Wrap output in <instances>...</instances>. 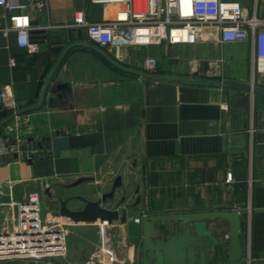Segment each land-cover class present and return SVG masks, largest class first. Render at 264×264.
<instances>
[{"label":"crops","instance_id":"0c3cea01","mask_svg":"<svg viewBox=\"0 0 264 264\" xmlns=\"http://www.w3.org/2000/svg\"><path fill=\"white\" fill-rule=\"evenodd\" d=\"M242 1L250 4V0ZM118 9L114 1L98 0H48L44 9L31 4L28 13L35 29H75L73 40L61 30L62 42L57 44L48 35L44 39L48 50L35 54L21 47L16 30L0 32V93L12 92L21 108L38 102L42 72L48 64L59 63L42 106L20 114L29 120L31 134L23 138L18 151L0 150V231L12 224L6 221L12 211L5 204L22 201L31 191H40L46 205L47 200L59 196L97 199L112 190L119 175L125 185L129 156L133 164L129 171L140 169L142 180L136 186L139 192L134 191L135 200L138 195L142 199L129 210L126 224L115 222L108 227L120 264H141L137 242L142 235L135 218L144 212L222 209L247 210L242 229L244 254L239 264H264V95L141 76L117 67L84 44L73 45L64 53L70 42L80 41L78 28L71 26L77 11L83 10L90 21L98 22L114 19ZM9 25L0 5V28ZM82 39L88 40L84 31ZM107 51L122 64L144 70V59L157 57V74L241 82H250L252 74L253 82L250 41L132 45L124 47L118 58L113 50ZM11 58L17 61L14 67ZM255 81L264 87V78L255 76ZM5 114L0 103V122L9 116ZM7 123L0 127V139ZM57 132H102L104 139L98 145L64 150L55 156L38 141ZM80 177L90 179L71 186ZM217 224L210 222V227L221 233ZM98 226L81 223L74 230L97 234ZM98 246L83 243L80 253L69 261L85 264Z\"/></svg>","mask_w":264,"mask_h":264},{"label":"built area","instance_id":"2783aa9c","mask_svg":"<svg viewBox=\"0 0 264 264\" xmlns=\"http://www.w3.org/2000/svg\"><path fill=\"white\" fill-rule=\"evenodd\" d=\"M119 4L116 17L110 20L90 21L83 10L77 11L72 27L81 28L89 40L106 50L121 56L124 47L168 42L171 45L196 44L200 40L218 39L221 42L250 41L252 46L253 82L255 76L264 75V0H98ZM39 9L48 5V0H31V3H16L0 0L11 25L0 28V32L16 30L21 47L31 54L39 52V45L32 40V25L29 7ZM121 5V6H120ZM125 14V16H123ZM144 68L155 72L159 64L157 57H146ZM10 65H17L11 58ZM213 65V64H212ZM214 70V65L211 68ZM217 73V72H213ZM260 78V77H259ZM0 103L9 116L0 139L3 153L15 152L23 138L31 134L29 120L20 114L21 109L13 93L3 90ZM43 198L38 190L31 191L22 201L11 200L12 224L0 231V264H75L66 259L70 220L54 216L49 220L42 214ZM44 203V202H43ZM16 214L13 215V210ZM14 221V222H13ZM140 223L141 217L135 218ZM102 241L85 264H120L111 246L108 227L98 222Z\"/></svg>","mask_w":264,"mask_h":264},{"label":"water","instance_id":"95a60500","mask_svg":"<svg viewBox=\"0 0 264 264\" xmlns=\"http://www.w3.org/2000/svg\"><path fill=\"white\" fill-rule=\"evenodd\" d=\"M74 28H51V29H35L32 31V40L39 45V51L48 50V44L45 40L48 35L52 38L53 44L61 43L59 37L61 30L67 32L68 39L73 40L75 34ZM79 33L80 41L70 42L64 53L73 45L84 44L93 47L103 54L109 61L117 67L136 73L141 76L151 78H161L173 80L183 83L192 84H208L234 87L249 91L253 94H263L264 87L256 85L252 82H241L233 79L220 78H199V77H183L172 74H157L144 69L133 68L122 64L107 50L99 46L92 40H83V30L76 29ZM171 62L176 60H170ZM59 63L54 66L48 64L42 72L38 82L37 96L39 100L36 104L21 108L17 114H22L42 106L47 92ZM14 115L8 116L2 122L0 127L7 123ZM104 136L102 132L92 133H61L57 132L54 136H44L38 144L41 148H50L55 156H59L62 151L76 148H87L98 145L103 142ZM88 177H80L74 181L71 186L79 185L88 181ZM123 187L122 176H117L114 180L112 190L102 194L97 199H88L83 195H75L72 197L57 198L59 208L55 212V216L62 220H70L74 223H98L105 222L109 225L115 222L126 224L129 220V210L138 206L142 197L137 196L135 202L126 204L121 207V203L125 202L123 198L119 205L112 208L106 205L108 199L115 198L118 188ZM139 188L136 189V193ZM50 198H53L50 190H47ZM56 199V198H55ZM53 199V200H55ZM72 200H80L84 203L82 208L75 209L71 207ZM247 210L243 209H222V210H205L191 212H164L149 213L144 212L141 216V264H213L215 256L219 254L221 248L226 249V255L220 264H239L243 259L244 246L242 241L243 215ZM210 222L217 224V229L221 226V222L227 224V231L224 238H221L218 232L210 227ZM220 222V224H219ZM168 234L167 239L159 238L158 233ZM64 264H69L64 261Z\"/></svg>","mask_w":264,"mask_h":264},{"label":"rangeland","instance_id":"374dc122","mask_svg":"<svg viewBox=\"0 0 264 264\" xmlns=\"http://www.w3.org/2000/svg\"><path fill=\"white\" fill-rule=\"evenodd\" d=\"M258 76L264 78V75H258ZM249 80H250V82H252V74L249 77ZM252 83H254V82H252ZM256 83H254V84H256ZM123 155H124V153H123ZM126 158L127 159H126L125 164L127 167V171L129 172V173H127L128 175L126 176L128 183L126 182L125 185H123V187L117 189L116 196H115L114 200H112L111 202H108L106 204L108 207L109 206H113V207L118 206L120 201L123 198H125V202L121 203L120 206L122 208L125 207L126 204L135 202V192L134 191L136 189L138 182L140 184H142V180L140 177V169L135 170L134 173H131L129 171V169L132 170V165H133L132 159H130L131 157H129V156ZM132 180H133V182H132ZM47 201H48V203L46 202V205L42 202V205H41L42 211L41 212L43 215L45 212H47L48 218L51 221L54 219L55 212L59 208V202L57 201V198L55 200H50V201L47 200ZM83 205H84V203L80 200L71 201V207L72 208L79 209V208H82ZM74 226L75 225L69 226V234L67 235V255H66L67 260L72 259L73 255H77L78 253H80L79 249H81V246L83 243L87 246L95 247L98 244L100 245V243L102 241V235L100 233V227L99 226H98L97 234H95L94 232H91V233L86 232L85 234H80L76 230H74V228H75ZM216 227H217V225H216ZM224 227H225V229H224ZM224 227L220 226L219 229H217L221 232V233H218L219 235H221V237L225 236V233H226L225 231L227 229V226L224 225ZM158 235H162V232L158 233ZM139 239H138L137 244L139 243L138 245H139V249H140V243L141 242ZM225 255H226V249L223 248L220 250L218 256L215 257L214 264H220L223 261Z\"/></svg>","mask_w":264,"mask_h":264},{"label":"flooded vegetation","instance_id":"af4514ba","mask_svg":"<svg viewBox=\"0 0 264 264\" xmlns=\"http://www.w3.org/2000/svg\"><path fill=\"white\" fill-rule=\"evenodd\" d=\"M223 231H224V230H223ZM167 236H168V234H165V235H163V234H162V235H158L159 238H164V239H167ZM220 237H221V235H220ZM221 238H224V236L221 237ZM221 249H223V248H221ZM221 249H220V250H221ZM216 256H217V255H216ZM216 256H215V257H216ZM213 264H214V263H213Z\"/></svg>","mask_w":264,"mask_h":264},{"label":"trees","instance_id":"16d2710c","mask_svg":"<svg viewBox=\"0 0 264 264\" xmlns=\"http://www.w3.org/2000/svg\"><path fill=\"white\" fill-rule=\"evenodd\" d=\"M6 114H8V112H6ZM6 114H5V115H6ZM6 264H12V263H6Z\"/></svg>","mask_w":264,"mask_h":264},{"label":"bare ground","instance_id":"6f19581e","mask_svg":"<svg viewBox=\"0 0 264 264\" xmlns=\"http://www.w3.org/2000/svg\"><path fill=\"white\" fill-rule=\"evenodd\" d=\"M123 16H125V14H123Z\"/></svg>","mask_w":264,"mask_h":264}]
</instances>
